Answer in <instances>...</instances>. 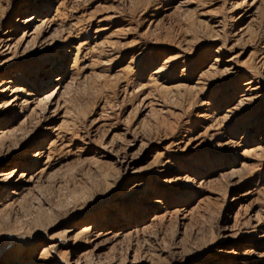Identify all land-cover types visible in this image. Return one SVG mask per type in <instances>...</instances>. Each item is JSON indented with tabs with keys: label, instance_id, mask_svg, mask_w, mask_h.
<instances>
[{
	"label": "rangeland",
	"instance_id": "374dc122",
	"mask_svg": "<svg viewBox=\"0 0 264 264\" xmlns=\"http://www.w3.org/2000/svg\"><path fill=\"white\" fill-rule=\"evenodd\" d=\"M2 80L0 264H264V0H0Z\"/></svg>",
	"mask_w": 264,
	"mask_h": 264
},
{
	"label": "bare ground",
	"instance_id": "6f19581e",
	"mask_svg": "<svg viewBox=\"0 0 264 264\" xmlns=\"http://www.w3.org/2000/svg\"><path fill=\"white\" fill-rule=\"evenodd\" d=\"M32 17V16H30ZM33 18H27L25 21H23L22 23H28L30 21H32ZM27 36V32L25 31L22 35L23 39ZM11 37H9L6 41L9 42L11 41ZM8 49L11 48V45H7L6 46ZM17 75L19 76V74L17 73ZM62 78H57V79H54L53 81H56V82H59L61 81ZM8 83H11V81H5V80H2L0 82V87H3V85L5 84H8ZM250 84V83H249ZM60 86V85H59ZM60 88V87H59ZM58 87L56 89H59ZM8 90L7 87H3V89L1 90V94L5 93L6 91ZM55 93H53L52 95L54 96ZM17 98H15L13 100V102L16 101ZM14 134V130H11V129H8V128H4V129H0V139H6V138H9L11 137L12 135ZM42 155V154H41ZM39 155V156H41ZM18 171L19 169L18 168H15L14 170H12L11 173H8V174H0V184H5V185H8L9 186H12L14 187V189H18V188H21V186H24L25 184H27L28 182L25 181V175L24 174H18ZM0 189H2L0 187ZM9 194H16V192L14 191H9ZM88 231V229H87ZM13 238H18V236H13ZM69 243V242H67ZM55 248V246H47V248H44L43 251H49L50 249L53 250ZM76 264H81L79 262H77Z\"/></svg>",
	"mask_w": 264,
	"mask_h": 264
}]
</instances>
